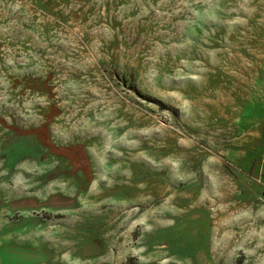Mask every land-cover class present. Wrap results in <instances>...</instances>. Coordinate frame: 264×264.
Returning <instances> with one entry per match:
<instances>
[{
  "label": "rangeland",
  "instance_id": "rangeland-1",
  "mask_svg": "<svg viewBox=\"0 0 264 264\" xmlns=\"http://www.w3.org/2000/svg\"><path fill=\"white\" fill-rule=\"evenodd\" d=\"M0 264H264V0H0Z\"/></svg>",
  "mask_w": 264,
  "mask_h": 264
}]
</instances>
